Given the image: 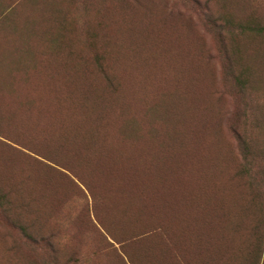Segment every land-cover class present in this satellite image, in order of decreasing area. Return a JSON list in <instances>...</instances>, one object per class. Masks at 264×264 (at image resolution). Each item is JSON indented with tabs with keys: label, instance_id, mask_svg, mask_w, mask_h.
Here are the masks:
<instances>
[{
	"label": "rangeland",
	"instance_id": "1",
	"mask_svg": "<svg viewBox=\"0 0 264 264\" xmlns=\"http://www.w3.org/2000/svg\"><path fill=\"white\" fill-rule=\"evenodd\" d=\"M11 1L0 264H122L156 231L179 264L261 263L264 0Z\"/></svg>",
	"mask_w": 264,
	"mask_h": 264
},
{
	"label": "trees",
	"instance_id": "2",
	"mask_svg": "<svg viewBox=\"0 0 264 264\" xmlns=\"http://www.w3.org/2000/svg\"><path fill=\"white\" fill-rule=\"evenodd\" d=\"M5 1L6 0H0V43L9 40V37L14 36L18 31V27H17L15 33L9 34V33H6V31H4V29H3V27L5 25H11V22H14L13 19H15V14H13L14 10L13 11L10 10V8L12 7L11 6L12 1L10 0L7 5L4 4ZM16 13H18V12L16 11ZM252 32L257 33L258 35H261V33L264 32V28L261 29L260 26H258V28L257 27L253 28ZM24 54L28 57L36 56L35 57V63L32 62L33 67L36 65L35 67L37 69H35V71L39 75H41V78H42V75H46V78L43 76L45 78L44 81L49 82L50 75L52 76V74L54 75L55 73L59 74V73L64 72L60 69H61V67L65 66V62L62 61L60 59V57H58V56L43 57V56L34 55V53L33 54L24 53ZM24 59L26 62V58H24ZM37 62H38V64H36ZM0 64H3V63L1 62ZM241 76L242 75H239L238 79L241 78ZM247 77L248 78H247L246 83H249L252 86L254 84V80H253L252 76H247ZM249 78H251V80ZM238 79H235V81H237L236 84L239 85V87L244 88L245 87L244 81H240ZM53 80H54V78L52 76V82H53ZM64 80L65 79L62 80V78H61V81H64ZM19 88H22V86H19ZM37 105H39V104H37ZM10 114H12V112ZM21 114L24 115V113H21ZM261 130L264 132V127H262ZM152 223H153V221H152ZM257 230H258V228H255L253 231H257ZM153 234H154V237L152 238V240L155 242V244L149 243V245L144 248L145 257H142L143 255L140 253L132 252L131 255L126 253L125 255H123L124 259L121 260L122 264H179V257L177 254V252H179V251L173 249L171 245H169L168 250L165 248L164 243L169 244L168 238L165 235H163V233H160L159 231H156ZM142 236H143V234L141 236H138V238L140 239ZM139 241L141 242L142 240H139ZM191 242L195 246L197 245L196 241L193 240ZM256 248H257L256 245L252 246V250L248 254V259H247L246 264H264V256H262L261 263H259L257 260L258 253H256V255H254V253H255L254 251Z\"/></svg>",
	"mask_w": 264,
	"mask_h": 264
}]
</instances>
